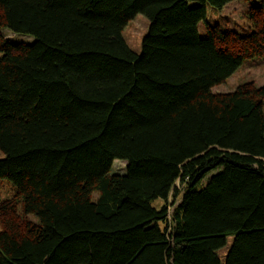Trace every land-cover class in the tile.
Wrapping results in <instances>:
<instances>
[{
    "label": "trees",
    "instance_id": "16d2710c",
    "mask_svg": "<svg viewBox=\"0 0 264 264\" xmlns=\"http://www.w3.org/2000/svg\"><path fill=\"white\" fill-rule=\"evenodd\" d=\"M231 1L0 0V264H264V84L212 91L264 54V0L240 30Z\"/></svg>",
    "mask_w": 264,
    "mask_h": 264
},
{
    "label": "rangeland",
    "instance_id": "374dc122",
    "mask_svg": "<svg viewBox=\"0 0 264 264\" xmlns=\"http://www.w3.org/2000/svg\"><path fill=\"white\" fill-rule=\"evenodd\" d=\"M259 0H234L226 4L220 11H214V13L208 12V15L212 19L223 20L225 23L228 22L229 25L237 30H240L243 26H248L249 21L247 20V9L249 2H256ZM201 27V26H200ZM148 28V20L141 14H137L135 17L130 19L122 31V36L126 41L127 45L131 50L139 52L141 48V41L145 35ZM202 28V27H201ZM200 28V32H203V29ZM3 34L9 39L16 40H27L31 41V36L21 35L12 33L8 30H4ZM33 39V38H32ZM251 81L255 85L264 84V54L255 56L253 58H246L242 64L229 76L225 82L222 84L216 85L212 88L214 92H226L233 90L237 85ZM1 156V153H0ZM125 162L122 160H114L110 172H123L125 167ZM180 194L183 187L179 184L176 185ZM12 194V189L6 180H0V201L4 198L9 197ZM180 194H178L175 199L172 195L168 197V207L169 210L173 208L171 203L174 201L176 205L180 200ZM163 202L159 199L153 202V205L159 207ZM231 239H228V242L225 247L219 250L220 256H223L229 246Z\"/></svg>",
    "mask_w": 264,
    "mask_h": 264
}]
</instances>
